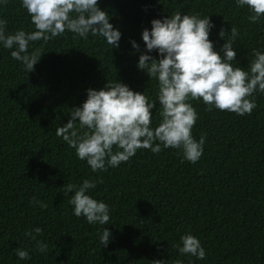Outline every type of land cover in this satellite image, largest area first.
Wrapping results in <instances>:
<instances>
[{"label":"trees","instance_id":"trees-1","mask_svg":"<svg viewBox=\"0 0 264 264\" xmlns=\"http://www.w3.org/2000/svg\"><path fill=\"white\" fill-rule=\"evenodd\" d=\"M97 6L120 32L116 48L103 38L66 31L30 44L29 51L42 53L25 73L10 50L0 47V264H152L154 259L264 264V94L254 93L256 107L242 116L209 111L199 99L190 100L197 112L191 134L205 136L195 163L183 159L179 149L155 154L138 149L115 168L93 173L55 135L87 88L116 79L155 101L157 81L136 67L145 51L140 32L150 28L151 19L174 11L209 15L214 25L209 39L217 50L223 44L218 30L228 39L235 26L232 63L246 69L252 49L264 51V16L249 21L247 7L234 0H97ZM0 19L6 33L34 30L19 0L0 6ZM150 55L156 58L155 50ZM159 110L154 102L153 125ZM97 178L102 182L90 194L111 209L105 226L72 215V193L64 191L68 183ZM103 227L110 232L106 246L99 244ZM184 233L199 239L204 259L177 252L174 245ZM36 240L47 244L46 252L34 250ZM17 248L28 250L30 259H17Z\"/></svg>","mask_w":264,"mask_h":264},{"label":"clouds","instance_id":"clouds-1","mask_svg":"<svg viewBox=\"0 0 264 264\" xmlns=\"http://www.w3.org/2000/svg\"><path fill=\"white\" fill-rule=\"evenodd\" d=\"M26 10L34 30L17 29L5 32L6 21L0 19V47L10 50V56L20 62L25 73L32 71L41 51L32 49L31 43L56 38L66 31L87 39L89 35L103 38L111 48L118 47L120 32L109 22L105 10L97 6V0H19ZM8 0H0V6ZM237 7H247V19L257 22L264 16V0H234ZM214 27L209 15L186 14L174 11L171 15L153 18L150 28H144L140 37L145 51L140 52L136 67L157 81L155 101L144 92L133 91L128 85L114 80L101 88L86 89V98L69 112L66 123L55 128V135L74 149L76 158L83 160L93 173L115 168L127 161L138 149L158 153L162 148L179 149L189 163L199 160L203 152L205 136L194 139L191 130L197 120V112L189 102L199 99L206 110L213 108L250 114L256 107L254 93L264 94V51L252 49V59L247 68L236 62L233 47L238 32L231 27L228 39L220 28L217 35L223 40L219 50L209 39ZM131 47L138 50L135 41ZM155 50L156 58L150 53ZM154 102L160 105L159 122L152 123ZM99 178L83 179L79 184L68 183L65 194L72 195L68 203L72 215L83 216L89 224H109L110 207L102 200L93 198L90 190ZM33 203L43 208L40 201ZM39 234L41 229L35 227ZM27 235V233H26ZM35 239V236L32 237ZM110 232L103 227L99 232V244L107 245ZM174 245L181 255L205 258V250L197 237L191 233L179 236ZM34 250L44 253L47 244L35 241ZM17 259H30L29 251L14 250ZM152 264H167L164 259H154ZM172 264H184L176 259ZM191 264V261L188 262Z\"/></svg>","mask_w":264,"mask_h":264}]
</instances>
